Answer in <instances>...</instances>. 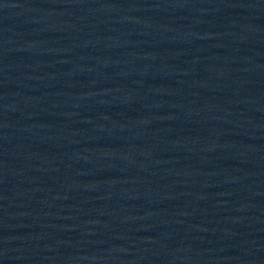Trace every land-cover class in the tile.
<instances>
[{"label": "water", "instance_id": "1", "mask_svg": "<svg viewBox=\"0 0 264 264\" xmlns=\"http://www.w3.org/2000/svg\"><path fill=\"white\" fill-rule=\"evenodd\" d=\"M0 264H264V0H22Z\"/></svg>", "mask_w": 264, "mask_h": 264}]
</instances>
